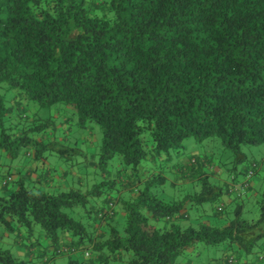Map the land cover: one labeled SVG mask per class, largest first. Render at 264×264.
I'll return each instance as SVG.
<instances>
[{"label":"trees","instance_id":"1","mask_svg":"<svg viewBox=\"0 0 264 264\" xmlns=\"http://www.w3.org/2000/svg\"><path fill=\"white\" fill-rule=\"evenodd\" d=\"M8 88L40 106L64 102L80 124L97 122L100 161L115 156L130 168L121 187L134 193L116 196L120 226L113 215L100 218L105 205L85 208V221L62 209L85 206L106 181L57 192L18 181L0 193L1 225L31 229L37 222L49 240V256L37 242L40 264L55 255L66 256L65 264H172L198 242H224L233 250L222 258L225 264L237 261L234 250L257 251L264 259L261 216L244 218L241 209L259 163L241 172L246 192L231 201V217L217 199L221 186L197 170L208 160L187 159L201 186L180 199L159 196L148 182L161 175L147 166L148 158L178 154L186 136L216 135L239 162L246 159L242 143L264 142V0H0V145L10 155L27 144L60 151L55 140H42L47 118L21 112V122L14 120L16 98L6 103L2 92ZM34 156L44 158L42 151ZM259 179L264 191V174ZM213 201L212 221L184 223L186 207L204 212L202 203ZM64 231L68 240L61 239ZM66 244L74 250L57 252ZM25 246L26 258L0 248V264H28L34 249Z\"/></svg>","mask_w":264,"mask_h":264},{"label":"rangeland","instance_id":"2","mask_svg":"<svg viewBox=\"0 0 264 264\" xmlns=\"http://www.w3.org/2000/svg\"><path fill=\"white\" fill-rule=\"evenodd\" d=\"M2 92L6 103L11 102L13 97L16 98L17 103L15 105L18 109L15 112L18 113L15 114L14 112V120L21 122V112H23L21 114H26L29 119L47 118L49 124L41 132L42 140H55L52 142V146L61 148V150L49 151L47 149H40L37 151L35 145L27 144L19 146L15 155H10L0 145V183L3 179H6V187H0V193L11 191L16 187L18 181H22L29 188L47 192H57L69 188H78L80 191H85L95 184H102L103 181L110 182L109 185H106V182L103 183L99 194L88 195L85 206L74 205L62 208L69 215L82 221L87 219L85 208H89V205L104 204L105 198L114 200L116 196L124 198L134 193V191H124L121 187L126 184V181L123 182V180H126L127 171H130L129 167L122 166L119 159L115 156L105 163L100 161L101 128L97 122L86 121L80 124L71 107L62 101L55 102L49 106H40L36 101L21 96L13 88L5 89ZM22 119L25 120L24 117ZM45 131H48L47 134H45ZM240 149L245 153L246 159L241 162L234 161L235 157L232 151L221 145L218 136L211 135L200 141H196L192 136H186L181 140L178 154L170 153L166 159H164V155H161L153 160L155 164L154 169L157 170L156 173L161 175V180L155 175V178L149 180L148 183L159 196L180 199L183 193L199 190L201 186L200 180H197V177L192 181L171 182L174 179V175H176L175 171L180 164L179 161L184 160V158L187 160L194 156L203 159L205 156L209 164L216 165L223 171L225 174L223 180L227 183L230 181L231 174L241 177V172L245 168H250L252 162L259 163L260 166L256 169L257 172L251 177L253 180H249L251 190L243 199L241 209L242 217L244 218L255 219L261 216L260 228L264 229V191L257 184L258 179L264 174V142L257 144L242 143ZM41 151L44 156L43 159L34 156L35 152ZM43 160L48 163L45 166L50 170L48 175L52 174L49 183L37 182L33 174L28 176L26 172L30 165L35 166V171L38 173L40 171V162H43ZM197 167H199L197 170L201 168L207 172L206 165ZM207 179L211 182L213 181L210 174H208ZM254 180H257V182L255 183ZM225 184L223 183L221 186L222 193L217 198L219 202L220 199H224L225 197L223 196ZM136 186L141 185L136 184ZM118 191L119 193H117ZM212 203H215V201L202 203V207L205 209L204 212H202L200 207H186L185 211L188 214V219L184 220V223L194 224L199 217L202 219H212L209 217L211 215L210 205ZM233 206L232 204V206L225 207V210H227L225 216H232ZM113 207L115 215L118 217L115 225L120 226L123 216L119 200L114 201ZM217 220L222 221L220 219ZM30 228L16 225L12 226L11 229H7L0 224V248L8 249L14 256L26 258L27 250L25 244H27L28 236L33 237L40 245L44 242V236L39 224L32 222ZM34 251L32 250L31 261H28V264L41 263L40 260L43 257L37 256ZM232 251L231 249L227 250L224 248V242L216 244L198 242L180 253L172 264H225L222 258ZM234 252H237V261L234 264H264V259L256 258L258 256L257 251L246 253L234 250ZM43 254L49 256L48 251ZM253 258H255L254 263H251L250 260ZM59 261L61 264H65L66 257H60ZM47 264H51V261H48Z\"/></svg>","mask_w":264,"mask_h":264},{"label":"crops","instance_id":"3","mask_svg":"<svg viewBox=\"0 0 264 264\" xmlns=\"http://www.w3.org/2000/svg\"><path fill=\"white\" fill-rule=\"evenodd\" d=\"M203 159H205V156H204ZM153 160H154L153 158H148L147 166L148 165H155ZM179 163L180 164L177 166L176 171H175L176 175H174V179L171 182L174 183V182H181V181H192L194 179V178H192L190 176V173H192L191 172L192 168L188 167L189 165L186 164L187 160L184 158V160L179 161ZM46 165H48V163H46L44 160H43V162H40V171L41 172L39 171L38 173L35 171L36 170L35 166H30L29 165L27 170H26L27 175L30 176L31 174H33L34 178L36 179L37 182L49 183L50 182V177H52V174L48 175L50 170H49V168L45 167ZM205 165L207 166L206 175L210 174L211 177H212L213 182H215L218 186H222L223 183H226L225 184V190H224V193H223V196H225V197H224V199H220V202L223 203L224 207L230 206V203L233 200V198H236V197L238 198L241 194L246 192V190L244 191L245 188L243 189V187H241L242 185L240 184L243 181L242 180L243 179V177H242L243 174H241V177L233 176V174H231L230 181L227 183V182H225V180H223V177H225V174L216 165H213L211 163L209 164L208 161H206ZM208 167H209V169H208ZM153 171H157V170L156 169H152L151 172H153ZM200 171H201V168H200ZM7 173H10V172H7ZM43 175H44V177H43ZM232 177H234V178H232ZM3 180L6 181V179H3ZM249 180H252V179H248V182H249ZM259 180H258V182H257V180H254V181H255V183L257 182V184L260 187ZM122 190H123V187H122ZM117 193H119V191ZM107 200H108L107 201L108 202L107 203L108 206L105 203L104 204H101V203H97L96 204L97 207H101V206L105 205L103 207V209H105L107 211L105 213L104 217H100V218H102V219L104 218L103 220H105L106 217H108L109 214L111 215V218H113V217L118 218L116 215H114L115 213L112 214V209H114V207H113L114 201L117 200L116 197L113 200V204L109 203L110 198L107 199ZM103 201H104V199H103ZM112 215H113V217H112ZM162 222H163L162 220L155 219V223H162ZM60 235H61V239L62 240H68V238H69L68 237V233L65 232V231L61 232ZM37 242L38 241H35L33 237H29V236L27 237L28 246H30L34 250L37 247L36 246ZM43 244H46V246L43 247L42 249L44 251H49V246H50L49 245V240H47L45 237H44V242L41 245H43ZM26 249H27V247H26ZM79 254H80V252H77V253H75V256H79ZM62 256H64V255H55L54 257H51L50 261L53 262V263L55 262V263L61 264V262L59 261V258L62 257ZM246 260H248V259H246Z\"/></svg>","mask_w":264,"mask_h":264},{"label":"built area","instance_id":"4","mask_svg":"<svg viewBox=\"0 0 264 264\" xmlns=\"http://www.w3.org/2000/svg\"><path fill=\"white\" fill-rule=\"evenodd\" d=\"M74 250V246L71 245H60L58 246V251L57 252H68V251H73ZM84 255H87V250H84ZM231 258H229L228 260H230Z\"/></svg>","mask_w":264,"mask_h":264},{"label":"clouds","instance_id":"5","mask_svg":"<svg viewBox=\"0 0 264 264\" xmlns=\"http://www.w3.org/2000/svg\"><path fill=\"white\" fill-rule=\"evenodd\" d=\"M244 183H246V182H244ZM109 203L113 204V201L109 200ZM102 211L107 212L106 210H102ZM85 250H86V249H85ZM82 252H84V250H83ZM83 254H84V253H83Z\"/></svg>","mask_w":264,"mask_h":264}]
</instances>
